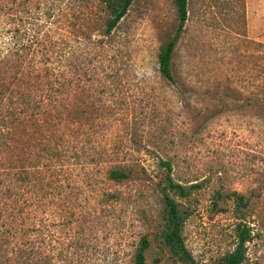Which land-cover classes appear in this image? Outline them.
Returning <instances> with one entry per match:
<instances>
[{"label": "rangeland", "instance_id": "rangeland-1", "mask_svg": "<svg viewBox=\"0 0 264 264\" xmlns=\"http://www.w3.org/2000/svg\"><path fill=\"white\" fill-rule=\"evenodd\" d=\"M188 11L172 82L159 53L176 33L175 0H134L109 38L103 0H31V25L20 26L44 40L68 80L77 73L65 86V112L81 158L42 211L1 206L0 264H136L144 237L146 264H183L162 237L163 161L176 183L197 187L175 197L189 213L183 237L196 263L218 264L235 250L237 192L250 199L243 264H264V0H188ZM13 27L0 17L1 58ZM25 53L24 75L21 62L0 64L6 101L27 91ZM114 164L133 166L132 178L109 180Z\"/></svg>", "mask_w": 264, "mask_h": 264}, {"label": "trees", "instance_id": "trees-1", "mask_svg": "<svg viewBox=\"0 0 264 264\" xmlns=\"http://www.w3.org/2000/svg\"><path fill=\"white\" fill-rule=\"evenodd\" d=\"M133 2L103 0L106 18L101 36L109 38L113 34L127 16ZM175 4L178 13L176 33L161 47L159 53L160 73L172 82L175 81L173 54L189 14L188 0H175ZM0 17H7L14 23L10 30L13 47L5 53L4 58L0 57V64L12 60L21 62L20 74L24 75L25 52L30 55V82L23 80L21 86L27 87L20 88L27 91H17L10 101H6L5 92L0 93V211L3 208L1 206L42 211L48 205L49 196L61 195L68 163H71V159L81 158L79 139L68 131L69 115L65 112V86L67 82L74 83L77 73L74 72V76L68 80L65 67L51 63V54L45 51L44 40L36 36L31 38V30L20 26L25 23L31 25V0H0ZM84 18L88 22L92 20L87 15ZM25 40L28 45L24 43ZM35 44H38L39 49L33 50ZM84 74L89 78L94 77V73L89 70H85ZM161 164L167 171L163 189L164 245L183 264H197L183 237L189 213L182 210L181 203L175 198L187 199L197 187L193 185L186 188L176 183L172 176L173 163L163 161ZM106 171L109 180L121 184L132 178L134 167L114 164L108 166ZM230 198L236 202L237 243L235 250L218 264H243L247 258V243L252 239V230L246 223L250 199L237 192ZM150 246V241L146 237L142 238L135 254L136 264H146V252Z\"/></svg>", "mask_w": 264, "mask_h": 264}]
</instances>
